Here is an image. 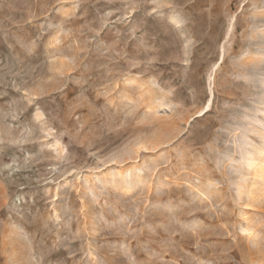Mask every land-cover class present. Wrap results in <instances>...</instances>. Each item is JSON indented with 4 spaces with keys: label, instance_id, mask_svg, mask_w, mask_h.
<instances>
[{
    "label": "rangeland",
    "instance_id": "obj_1",
    "mask_svg": "<svg viewBox=\"0 0 264 264\" xmlns=\"http://www.w3.org/2000/svg\"><path fill=\"white\" fill-rule=\"evenodd\" d=\"M0 264H264V0H0Z\"/></svg>",
    "mask_w": 264,
    "mask_h": 264
}]
</instances>
